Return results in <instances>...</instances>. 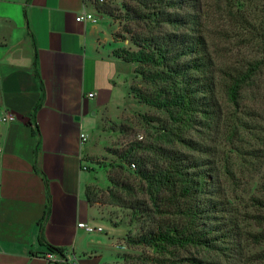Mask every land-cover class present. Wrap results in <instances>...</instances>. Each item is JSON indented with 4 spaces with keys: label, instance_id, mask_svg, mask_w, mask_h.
Listing matches in <instances>:
<instances>
[{
    "label": "crops",
    "instance_id": "1",
    "mask_svg": "<svg viewBox=\"0 0 264 264\" xmlns=\"http://www.w3.org/2000/svg\"><path fill=\"white\" fill-rule=\"evenodd\" d=\"M82 12L96 22H77ZM97 14L91 0H0V264H46L57 250L60 264L112 259L88 157L103 115L131 98L132 63L100 45L109 24Z\"/></svg>",
    "mask_w": 264,
    "mask_h": 264
},
{
    "label": "rangeland",
    "instance_id": "2",
    "mask_svg": "<svg viewBox=\"0 0 264 264\" xmlns=\"http://www.w3.org/2000/svg\"><path fill=\"white\" fill-rule=\"evenodd\" d=\"M91 1L101 14L97 18L104 14L109 24L102 30L100 45L110 44L114 51L137 50L133 38L139 30H129L124 0ZM232 4L235 11L249 15L253 22L264 18V0H232ZM104 9L113 15L104 13ZM234 42L228 44L223 40L219 44L223 51H211L216 71L240 68L243 61L257 57L253 46L239 48ZM216 81L217 107L209 130L202 127L204 117H198L199 123L192 127L172 124L169 114L139 102L134 90L152 92L155 85L143 81L138 64L132 63L131 73L125 77L131 98L115 114L103 115L91 140L93 153L88 157L96 180L92 192L99 198L102 191L112 188L108 178L113 172L111 166L123 165L115 152L128 141L174 148L191 160L206 164L208 186L204 201L208 207H214L209 222L215 239L213 249L138 244V237L154 223H178L181 219L172 215H141L125 207L96 203L97 217L115 238L116 247L108 264H264V69L234 99L226 92L224 74L217 72ZM165 125L179 133L183 143L167 141L162 130ZM122 126H127L129 132L122 134ZM125 168L129 183L136 184L134 170L127 165ZM136 190L146 202L143 186H136ZM259 234L263 235L261 242L254 238Z\"/></svg>",
    "mask_w": 264,
    "mask_h": 264
},
{
    "label": "trees",
    "instance_id": "3",
    "mask_svg": "<svg viewBox=\"0 0 264 264\" xmlns=\"http://www.w3.org/2000/svg\"><path fill=\"white\" fill-rule=\"evenodd\" d=\"M123 7L137 50L117 49L113 54L126 63H136L152 92L135 89L139 102L169 114L172 124L194 126L204 117L203 129H210L216 113V74L225 76L226 92L233 99L251 79L264 69V18L253 22L249 15L235 11L232 0H124ZM231 5V6H230ZM113 15L112 11L103 10ZM262 19V20H261ZM133 25V26H132ZM170 30V31H169ZM232 43L251 47L257 57L242 62L240 68L216 71L211 51H223L219 44ZM167 141L183 140L165 125ZM129 128L122 126L121 133ZM169 134H168V133ZM123 165L111 166L112 188L98 194L87 188L91 204L125 207L141 215H172L180 222L154 223L136 243L153 247L212 248L213 231L209 228L212 208L205 200L206 164L191 160L182 152L165 146H144L128 141L115 152ZM135 165L136 184L129 183L125 166ZM136 186L146 192L142 201ZM261 242L263 235L254 236ZM53 250V249H52ZM56 251V250H55ZM60 252V251H56Z\"/></svg>",
    "mask_w": 264,
    "mask_h": 264
},
{
    "label": "built area",
    "instance_id": "4",
    "mask_svg": "<svg viewBox=\"0 0 264 264\" xmlns=\"http://www.w3.org/2000/svg\"><path fill=\"white\" fill-rule=\"evenodd\" d=\"M76 21L77 22H84V23L96 22V18L91 13L82 12L76 17ZM93 96H94V94L88 95L89 98H92ZM14 121H15V117L12 115H7V116H4L2 118V122H14ZM130 168L132 170L136 169L135 165H131ZM78 227L83 229L86 232H89V233L102 232L103 231V228H101V227H91V226H87L85 224H79ZM44 258L46 260V264H60V263H64V261H65V260L61 259L59 254H57L56 252H53V251L48 252L44 256ZM70 260L72 261V258H70Z\"/></svg>",
    "mask_w": 264,
    "mask_h": 264
}]
</instances>
